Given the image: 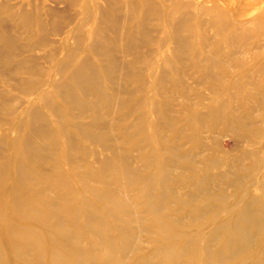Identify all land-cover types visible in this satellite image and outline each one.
I'll return each instance as SVG.
<instances>
[{
    "label": "bare ground",
    "instance_id": "obj_1",
    "mask_svg": "<svg viewBox=\"0 0 264 264\" xmlns=\"http://www.w3.org/2000/svg\"><path fill=\"white\" fill-rule=\"evenodd\" d=\"M119 1L96 9L102 22L87 34L84 58L68 56L71 90L58 85L56 95H38L21 113L0 106L15 115L12 128L0 132V264H264V95L256 99L234 81L236 95L228 99L236 104L189 106L181 95L186 108L179 111L161 89L169 70L191 65L215 81L214 69L242 62L222 50L251 46L250 38L264 35V18L238 25L222 0H207L209 7L202 0H126L138 20L120 41L132 56L122 76L126 83L143 75L141 63L159 94L141 100L105 84L115 83L120 68L110 37L120 30ZM11 15L47 33L36 11ZM202 15L215 30L213 43ZM150 16L163 19L162 38L153 36ZM0 41L11 43L2 25ZM142 44L166 47L160 74ZM91 53L107 64H95ZM257 88L264 94L263 84ZM222 134L234 137L231 149L212 147Z\"/></svg>",
    "mask_w": 264,
    "mask_h": 264
},
{
    "label": "rangeland",
    "instance_id": "obj_2",
    "mask_svg": "<svg viewBox=\"0 0 264 264\" xmlns=\"http://www.w3.org/2000/svg\"><path fill=\"white\" fill-rule=\"evenodd\" d=\"M120 1L117 4V20L122 27L119 26L120 30L116 32L113 30L110 34V37L113 38L114 36L116 38L115 42L117 44H114L113 57L120 68H118L116 73L115 83L105 82V84L114 90L115 95L119 94L120 91L125 93L132 92L133 95H137L138 99L141 100L146 95L149 97L151 95H159L155 90L153 80L147 75L149 67L141 63L138 64L137 68L142 69L145 75L131 76L129 80L126 78V83L125 78L122 76V73L130 70L127 66L130 65L132 56L130 53L123 51L120 41L121 39L126 40L125 37L127 35L124 33V30L133 28L138 19L130 7L132 5L126 0ZM222 1L227 2V4L229 2V0ZM233 1V8H230L226 4L225 10L230 19L232 21L235 19L234 22L238 23V25H247L251 20H257L258 18L261 20L264 18V0L249 1L247 5L243 4L240 0ZM201 2L208 7L211 4L207 0H202ZM4 5L8 10L3 11L0 9V25L3 26L5 34L9 36L11 43L6 45L0 41V95H2L0 106L8 104L13 111L21 113L30 106L33 100L37 99L38 95H56V86L58 85H62L63 91L65 89L71 90V83H69L68 77L71 76L75 68L73 65L66 66L68 56L73 54L74 62L84 58V54L87 53L85 48L87 34L93 29L94 24H101L102 22V19L95 11L97 8L106 9L108 2L107 0H0V7ZM249 5L251 7H247ZM22 7L36 11L40 19L48 24L49 28H47L48 30L45 35L39 31V23L36 24L31 21L28 24L29 26H27V23L25 24L23 19L12 17L11 12ZM56 14L59 15V19L57 23H54ZM202 17L206 23V36L210 43H213L216 36L215 30L209 27L206 28L209 18L203 15ZM148 21L152 24L153 36L158 39L162 38L163 19L161 21V19H157L155 16H150ZM250 43L251 46L249 47L240 46L233 48V50L225 47L222 50V54L235 53L236 58H239L242 62L235 63L229 61L223 65V68L217 67L214 69L212 72L213 75H216L215 81L206 79L202 75L204 70L202 67L191 65L178 68L177 74L171 73L169 70L166 74L168 81L165 82V85L161 89L165 88L169 92L168 95H172L169 100L173 101L175 108H178L179 111L186 108V105H184L186 104V98L181 95L187 97L188 100L186 102H188L189 106H194L202 101L206 105L214 100L224 101L226 99L233 101V105L236 104L238 99L236 101L228 99L230 95H236L235 88L230 86V82L234 81L239 82L252 95H257L256 99H258L259 95H264L257 90V87L262 84L264 85V67H260L261 62L264 60V35L253 36L250 38ZM141 47V53H146L153 63H155L154 65H156L152 68L154 69L153 72L156 75L160 74L162 71L160 57L162 53H165L164 49L166 47H163L161 50L153 46H146V44L140 45ZM194 53L191 51L188 54ZM89 57L95 64H107L106 57H103V54L91 53ZM5 59L6 61H4ZM125 66L127 69H124ZM30 67L34 68L31 72L28 71ZM223 69L227 72L225 75L220 74ZM245 73L250 74L249 78L243 77ZM101 78L100 80L104 82L103 77ZM29 83L32 85L30 89ZM122 85L125 86L122 87ZM73 94H76L75 90ZM162 95L166 94L162 93ZM55 98L53 97L54 101L59 102ZM117 101L114 102L112 117H116L118 113L116 112ZM61 103L64 106V103L60 101V103H57L59 108L63 107ZM41 108L42 113H48L46 107L42 106ZM3 112L2 110L0 111V132L9 130L15 122V115L11 114L12 112ZM98 113L106 115V109L99 107ZM174 115L176 117L178 113L175 112ZM53 118L55 117L53 116ZM11 133L12 138L16 137V132L11 130ZM216 140H214L212 147L231 149L235 139L231 134H222ZM185 145V149H191L190 143ZM135 165L136 167H141V163L139 162L135 163Z\"/></svg>",
    "mask_w": 264,
    "mask_h": 264
}]
</instances>
